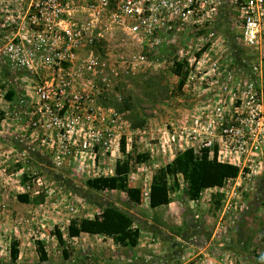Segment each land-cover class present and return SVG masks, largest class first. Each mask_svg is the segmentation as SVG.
Segmentation results:
<instances>
[{
	"label": "rangeland",
	"instance_id": "374dc122",
	"mask_svg": "<svg viewBox=\"0 0 264 264\" xmlns=\"http://www.w3.org/2000/svg\"><path fill=\"white\" fill-rule=\"evenodd\" d=\"M9 13L0 5V22ZM169 13L158 9L154 14L157 44L124 24L94 26L104 37L86 41L20 40L13 35L29 34L27 26L0 24V264H264V170L239 168L234 178L194 200L183 196L178 176L169 201L155 210L144 201L139 206L127 202L110 182L102 189L84 184L87 178L112 176L114 161L125 155L127 182L139 186L146 198L149 174L181 150L175 136L169 142V134L183 113L198 107L192 91L181 90L173 62L188 67L201 51L220 63L234 60L247 66L256 59L235 39L232 0H218L214 26L184 23L173 13L166 22ZM209 31L214 33L210 42ZM137 55L147 61L138 62ZM179 73L183 79L186 69ZM44 86L59 103L38 112ZM9 90L12 96L6 100ZM66 106L70 118L84 117L85 139L91 144L88 173L76 170L70 155L68 165L51 160L60 136L49 124L53 116H63ZM81 140L69 132L70 153ZM4 149L10 150L11 161L2 169ZM18 193L26 194L27 201H19ZM107 205L121 210L131 219L130 227L137 228L134 246L115 244L103 231L97 220ZM71 219L90 230L83 231L87 255H80L75 236L69 243ZM54 229L61 242L49 238ZM12 239L17 242L14 261L9 257Z\"/></svg>",
	"mask_w": 264,
	"mask_h": 264
},
{
	"label": "built area",
	"instance_id": "2783aa9c",
	"mask_svg": "<svg viewBox=\"0 0 264 264\" xmlns=\"http://www.w3.org/2000/svg\"><path fill=\"white\" fill-rule=\"evenodd\" d=\"M232 2L235 39L256 59L245 66L243 62L220 63L204 55L205 51L196 58L192 56L188 67L182 66L186 75L181 90L184 93L192 91L198 107L181 115L177 130L172 129L168 140L173 143L176 138L177 147L181 149L206 148L209 154L215 151L216 158L239 168L264 170V0ZM217 3L218 0H0V5L10 10L8 20L0 24L27 26L29 34L13 35L20 40L67 38L69 41L103 38L104 34L94 26L124 24L130 32H142L157 44L159 39L154 36L156 10L170 11L166 22L173 13L184 23L214 26ZM68 23L69 27H74L64 28ZM213 38L214 33L209 31L206 40L210 42ZM151 53L154 55L156 50ZM136 60L147 61L145 55H137ZM46 87L39 91L42 104L37 103L38 112L49 111V103H59L52 101L55 93L50 95ZM67 106L63 116H53L49 124L60 136L51 160L55 165L64 162L68 165L70 155L76 159L74 168L88 173L91 144L85 139L88 131L84 128V117L70 118ZM69 132L82 138L72 153L69 152ZM69 210L72 212L73 207Z\"/></svg>",
	"mask_w": 264,
	"mask_h": 264
},
{
	"label": "trees",
	"instance_id": "16d2710c",
	"mask_svg": "<svg viewBox=\"0 0 264 264\" xmlns=\"http://www.w3.org/2000/svg\"><path fill=\"white\" fill-rule=\"evenodd\" d=\"M173 64V72L180 76L179 85H181L183 74H180L179 70L182 67L177 62H173ZM11 96L12 92L9 90L5 97L10 99ZM119 151L124 153L122 139L119 140ZM128 169V158L124 155L114 161L112 176L87 178L84 184L89 188L102 189L107 182H110L114 189L124 195L127 202L138 204L142 199V191L139 186L128 184ZM239 170V167L232 163L218 160L215 151L209 154L206 148L185 147L178 150L169 161L152 170L145 198L147 205L149 208L165 205L169 201L170 190L178 185V176L183 184V196L188 200H194L203 189L222 186L226 180L234 178L239 173ZM16 198L21 202L27 201V195L24 193H18ZM97 221L103 226V231L108 230L115 244L121 246L135 245L138 233L137 228L130 227L131 219L121 210L107 205L103 208ZM83 231H90L83 221L69 220L66 226L67 236L74 237ZM52 233L56 240L61 242L59 231L54 229ZM40 250L41 259H45L41 247ZM16 256L17 242L12 239L9 246L11 261H14Z\"/></svg>",
	"mask_w": 264,
	"mask_h": 264
},
{
	"label": "crops",
	"instance_id": "0c3cea01",
	"mask_svg": "<svg viewBox=\"0 0 264 264\" xmlns=\"http://www.w3.org/2000/svg\"><path fill=\"white\" fill-rule=\"evenodd\" d=\"M233 62H235L234 60H233ZM6 100H9V99H7L6 97H4ZM180 120V119H179ZM5 147H6V145H5ZM2 157H1V162H2V169L3 168H5V167H7V166H9L10 165V161H11V156H10V150H6V149H4L3 150V152H2ZM174 155V154H173ZM173 155L168 159V160H166L165 162H167V161H169L172 157H173ZM218 160H220V161H226V160H224V159H220V158H217ZM164 162V163H165ZM229 162V161H228ZM151 175V173L149 174V176ZM210 189H213V188H206V189H203L202 191H206V190H210ZM201 191V192H202ZM143 201L144 202H146V199L145 198H142V200H141V203H143ZM147 203V202H146ZM139 205H142V204H136L135 206H139ZM148 206V205H147ZM164 206V205H163ZM146 207V206H145ZM160 207H162V206H159V207H157V208H152L153 210H155V209H158V208H160ZM81 216H83V214L81 215ZM135 223V222H134ZM136 224V223H135ZM49 238L52 240V238L53 237H55L54 235H53V233L50 231V233H49ZM86 233H83V232H80L77 236H75V239H77L76 241H79V242H76V244H75V247L76 248H78L79 249V252H80V255H82V254H84V255H87L88 253H89V249H88V247H85V245H86V242H83V240L85 241V237H86ZM72 238H74V237H69V243H72L73 244V242H75L74 240H72ZM71 239V240H70ZM82 240V241H81ZM23 244V242H21L20 243V245H22ZM26 245H27V243H25ZM41 244H42V246L44 247V245H43V242H41ZM99 244V243H98ZM20 245H19V248H20ZM31 245V247H33L34 248V245H33V243H31L30 244ZM99 247H101V246H99ZM22 248H24L23 247V245H22ZM26 248H24V250H25ZM45 253V252H44ZM46 254V256H48L47 255V253H45ZM96 257H100V255L99 254H96ZM83 258V257H82ZM99 259H97L96 261H98ZM79 262H81V260H78ZM137 264H138V262H137Z\"/></svg>",
	"mask_w": 264,
	"mask_h": 264
}]
</instances>
